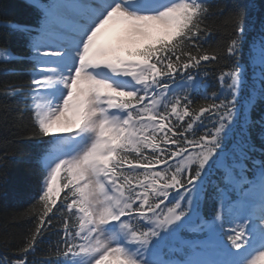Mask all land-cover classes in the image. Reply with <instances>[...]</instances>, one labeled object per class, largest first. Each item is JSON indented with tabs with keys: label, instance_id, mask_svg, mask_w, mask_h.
Returning a JSON list of instances; mask_svg holds the SVG:
<instances>
[{
	"label": "snow or ice",
	"instance_id": "snow-or-ice-1",
	"mask_svg": "<svg viewBox=\"0 0 264 264\" xmlns=\"http://www.w3.org/2000/svg\"><path fill=\"white\" fill-rule=\"evenodd\" d=\"M26 2L0 16V190L19 159L35 194L0 264H264V2Z\"/></svg>",
	"mask_w": 264,
	"mask_h": 264
},
{
	"label": "trees",
	"instance_id": "trees-1",
	"mask_svg": "<svg viewBox=\"0 0 264 264\" xmlns=\"http://www.w3.org/2000/svg\"><path fill=\"white\" fill-rule=\"evenodd\" d=\"M214 3H232L233 0H213ZM235 2L245 3L246 0H235ZM257 4L264 2V0H255ZM0 4L5 5L4 8H0V16H7L20 23H31L34 21V15H37V11L29 7L26 0H0ZM219 37L217 36V39ZM11 45L16 49L15 37L11 39ZM4 77L0 76V80ZM9 79H20L26 81V76L22 77H9ZM212 89V88H211ZM210 91V89H209ZM5 133L3 129H0V138L4 137ZM10 138V137H9ZM19 141L18 148L21 151L18 155L24 154L23 150L30 147L33 141L24 139L22 133L17 135ZM3 150V145H0V151ZM35 194V182L31 176L28 167L21 161L16 160L10 162L7 169V184L3 190H0V223L3 221L5 213L22 210L32 202V197ZM31 221L28 219H21L10 225L17 236L22 235L27 228L31 226ZM47 245L42 246V251L38 255H43L46 251Z\"/></svg>",
	"mask_w": 264,
	"mask_h": 264
}]
</instances>
